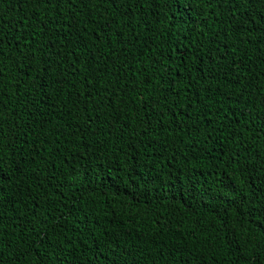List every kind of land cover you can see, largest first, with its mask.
<instances>
[{
    "label": "trees",
    "instance_id": "1",
    "mask_svg": "<svg viewBox=\"0 0 264 264\" xmlns=\"http://www.w3.org/2000/svg\"><path fill=\"white\" fill-rule=\"evenodd\" d=\"M0 264H264V0H0Z\"/></svg>",
    "mask_w": 264,
    "mask_h": 264
},
{
    "label": "snow or ice",
    "instance_id": "2",
    "mask_svg": "<svg viewBox=\"0 0 264 264\" xmlns=\"http://www.w3.org/2000/svg\"><path fill=\"white\" fill-rule=\"evenodd\" d=\"M174 2H178V0H174ZM0 179H3L2 169H0Z\"/></svg>",
    "mask_w": 264,
    "mask_h": 264
}]
</instances>
